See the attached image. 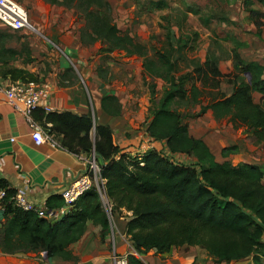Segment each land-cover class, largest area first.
<instances>
[{
	"label": "trees",
	"instance_id": "trees-1",
	"mask_svg": "<svg viewBox=\"0 0 264 264\" xmlns=\"http://www.w3.org/2000/svg\"><path fill=\"white\" fill-rule=\"evenodd\" d=\"M47 1L76 8L78 16L85 20L80 28L82 42L99 40L111 50L141 56L145 74L163 82L157 101L154 99L156 84L146 82L151 110L145 131L161 141L167 153L155 148L140 154L123 152L115 142L111 127L94 120L89 110L76 114L69 110L38 108L39 114H34L37 109L33 112L44 129L68 151L99 155V175L104 180V194L111 214L130 212L126 215L125 234L134 251L162 253L172 246L197 245L217 263L251 256L254 264H264V170L254 163L232 164L228 155L234 150L233 146L222 148V159H217L202 138L191 134L178 109L199 103L194 116L210 109L215 119L229 116L233 125H243L256 139H264V108L252 98V91L261 92L264 98L263 66L247 62L234 52L230 94L206 91L203 86L216 87L222 74L208 57L203 63L193 61L192 69L180 71L183 56H175V53L195 46L189 44L188 38L175 35L171 27L165 32L162 47L155 49L154 56L150 57L145 44L119 29L107 0ZM12 36L10 32H0V77L39 81L28 69L9 64L16 61L21 52L25 53L22 62L33 60L29 43H21L20 49L6 45L5 40ZM95 70L101 80L109 82L107 66L98 63ZM70 76V71L62 73V78L70 79ZM198 81L200 86L196 84ZM207 96L208 102L201 104L199 98ZM99 99L108 114L121 113L116 94L101 93ZM177 154L190 157L192 161H179L174 158ZM1 188H5L8 195L14 192L2 177ZM3 203L6 221L0 229V246L6 253L45 252L49 257L72 259L70 245L84 235L88 222L100 227L102 240L110 235L109 217L95 185L72 201L68 212L56 221L38 216L32 210H23L6 199ZM63 203L61 194H51L45 200L48 208ZM127 264L145 263L136 254L129 253Z\"/></svg>",
	"mask_w": 264,
	"mask_h": 264
},
{
	"label": "crops",
	"instance_id": "crops-1",
	"mask_svg": "<svg viewBox=\"0 0 264 264\" xmlns=\"http://www.w3.org/2000/svg\"><path fill=\"white\" fill-rule=\"evenodd\" d=\"M107 1L111 7L112 17L119 29L133 36L134 34L123 28L122 25L125 21H129V25L143 24V26H147V19L150 17L145 11L154 13L167 8L182 9L185 24L189 23L188 20L191 17L197 18L201 25L208 29L206 33L208 44L205 45L203 58L201 57L199 63H203L206 57L211 58L222 74L218 77V85L212 87L214 93H222L218 91L222 90L221 87L219 88V79L223 77V73L232 75L234 71V52H237L247 62L253 61L261 64L263 66L261 78L264 79V0ZM25 2L34 29L45 38L48 46H51L52 42L62 53L57 60L58 68L53 69L52 73L48 72L46 76L39 77L42 78L41 81H48L51 85V96L48 99L50 111L69 110L81 114L89 110L94 120L111 127L115 142L120 148L129 149L127 145L139 146L145 141V130L151 110L150 95L148 97L149 104L144 103L141 96L138 98L137 92L135 94L128 92L129 89L125 86L118 90L113 85L110 86L109 82L106 83L101 80L97 76L96 70L92 67L89 68L88 64L90 58L97 59L96 54L99 58L111 54L117 49L105 50L99 47V50L96 51L97 42L100 43L99 40L93 43L82 42L80 28L84 26L85 20L78 16L75 7L50 3L47 0H25ZM165 16L168 15L165 14ZM0 32L8 33L10 29L0 23ZM201 36L202 34H200ZM182 37L188 38L189 44H194L193 49L188 47L190 51L197 48L196 42L198 40L201 41L199 33L196 31L190 34L184 32ZM136 40L142 43L140 39L136 38ZM17 42L12 41L6 45L20 49L21 42L18 40ZM211 42L217 43V46H224L222 51L217 49L214 51L209 44ZM29 47L31 56L34 58L32 41L29 43ZM135 55L131 54L130 56ZM24 57L25 53L21 52L17 60L9 62V64L28 69L37 75L33 68L28 65L34 59L30 63H25L22 62ZM69 64L80 70L79 80L71 81L67 77L62 78V73L65 71L72 72L68 69ZM81 74L86 76L88 82H84L85 78L84 76L81 77ZM142 74L143 77L146 75L143 69V61ZM199 83L198 81L196 84L200 86ZM203 87L204 89L207 88L206 86ZM101 93L117 95L121 103L119 115H111L103 110L99 101ZM252 98L254 102L259 103L264 108V98L261 92L252 91ZM208 99V96L199 98L203 105L208 102ZM145 104L149 106V116L144 118V128L139 129V122L143 121L144 110L148 109ZM195 105H197L195 106L197 109L195 113L187 115L188 119H183L192 135L202 138L211 150L215 146L218 152L222 148L233 146L234 150L229 153L228 159L234 165L248 162L258 164L264 170V157H258L259 153L264 154V139H256L243 125H237V129L234 130L236 127L230 122L229 116L215 119L210 109L194 116L200 108L199 103ZM39 111L37 109L34 114H39ZM182 114L185 117L186 113L182 112ZM35 120L38 121L36 118ZM158 144L163 148V143ZM230 156L235 158L234 162ZM185 158L191 159L187 156ZM85 169L84 161L76 153L65 148L53 147L48 142L36 144L31 137V128L25 117L14 111L5 101L0 102V177L7 180L9 186L20 187L25 180L28 181V197L31 201L39 204L51 194H60V191ZM127 214L129 213L123 211L122 215L115 214L113 216V238L109 235L104 240L100 237V227L88 222L84 235L70 245L73 254L72 259H64L59 256L49 257L45 256L43 252L17 251L6 253L2 251L0 246V264H113L111 258L113 250L120 255L134 253L145 264H254L251 256V258L245 257L217 263L204 248L197 245L172 246L168 251L162 253L149 250L138 254L134 251L125 234ZM5 221L4 210L0 207V229ZM1 240L2 234L0 233V243Z\"/></svg>",
	"mask_w": 264,
	"mask_h": 264
},
{
	"label": "rangeland",
	"instance_id": "rangeland-1",
	"mask_svg": "<svg viewBox=\"0 0 264 264\" xmlns=\"http://www.w3.org/2000/svg\"><path fill=\"white\" fill-rule=\"evenodd\" d=\"M16 1L19 2L28 12V8L26 7L25 0H16ZM145 12H147V16L150 17L149 19H147L148 20L147 26L145 25L143 26V24H138L137 26L129 25L130 22L125 21L122 27L128 30L129 32L133 33L135 40L137 38V39H140L142 43H146L145 45L148 48V51H147L148 56L153 57L155 54L154 50L162 47L165 41V32L169 27H171V29L174 30L173 33H175V35L179 37L182 36L184 32H187L188 34H190L193 31H196L197 33H199V39H201V41L198 40L196 42L197 48H195L193 51L188 50L189 48L187 47V49L186 48L185 50L180 49L179 52L177 51L178 53H175V56H178L179 54L183 56V58L180 56L181 57V61L179 62L180 71L184 72V71L191 69V67L194 65L193 61H197V63H199V61L203 58V50L205 49V45L208 44L207 36H206L208 29L205 26L201 25L200 21L197 18L191 17V19L188 20L189 23L185 24L184 18H183L184 11H182V9L175 10L174 8H171V9L167 8V9H163L160 11H156L154 13L149 12V11H145ZM165 14H167L168 16H165ZM28 15H29V12H28ZM29 20L30 22L32 21L30 18V15H29ZM10 32L12 33L13 36L5 40L7 41V43H10L12 41L17 42V40L20 41L21 43L23 42L30 43L32 41V45H33L32 53L35 55V57L33 58L34 61L28 65H30L33 68V71L37 73V76H38L37 80H42V78H39V77H42L43 75L46 76L48 75V72L52 73L54 70L58 68L57 60L59 56L62 55V53L49 40L48 41L51 42V46H48L45 38L40 33H38L37 30L33 29L30 31V30H11L10 29ZM200 34H202L201 37H200ZM209 44H211L212 49L214 51L216 49L219 51H222L224 47V46L223 47L217 46V43L211 42ZM99 47L105 50L109 49L107 44L102 43V42L100 43L97 42L96 51L97 49L99 50ZM95 56L97 57V59L95 58L89 59V62H88L89 68L92 67L95 69L94 66L95 64H98V63L103 64L105 67L107 66L108 67V81H109L110 86L113 85V87H115L118 90L119 88H122L125 86L127 89H129L128 92H132L133 94L137 92L138 98L141 96L144 103L149 104L148 97L150 95V92L146 85V82H154L157 87L156 88L157 92L154 97L155 101H157V99L161 95L162 90H163L162 80L159 78H155L152 80L147 75H144L143 77V74H142L143 58L141 56H136V55L130 56L128 54H125L123 51H118V50L112 52L111 54L103 55L99 58L97 54ZM137 57L138 59H136ZM136 61L137 62L141 61V62L138 64ZM69 65L70 67H72V72H71L72 76H70L71 81L76 80V79L79 80L80 70H78L77 67L76 68L73 67L71 64ZM80 76L82 77L84 75L81 74ZM84 78L86 81L84 80ZM84 78H83L84 82H88L86 76H84ZM233 79H234L233 75H230L229 73L227 74L223 73V77L219 79V88L221 87L222 90L221 91L219 90L218 92H222V94H229L233 87V83H232ZM206 87H207L205 88L206 90L211 89V91L214 92L211 85H208ZM100 92L102 91L100 90ZM195 106L197 105L187 104L185 106L178 107V109L181 111V113L182 112L186 113L184 117L185 119L187 118V115L195 113V111L197 110ZM148 116H149V106H148V109L146 108L144 110L143 121L139 122V125H140L139 129L144 128V118H148ZM233 126L236 127L234 128V130H236L237 127L241 125H238V126L233 125ZM141 141H143V139H141ZM156 145H158V147L160 146V144L158 143ZM127 146L131 149L133 153L135 154L137 153L135 146L133 145H127ZM212 150L217 156V159H222L220 152H218V150L215 149V146L213 147ZM261 156L264 157V154L259 153L258 157H261ZM185 157L186 156H184L183 154H180L174 158L179 161H184V162L189 163L191 159L189 158L186 159ZM230 158L234 162L235 158H232L231 156ZM104 198L105 196H102V199ZM247 258H251V257L248 256Z\"/></svg>",
	"mask_w": 264,
	"mask_h": 264
},
{
	"label": "built area",
	"instance_id": "built-area-1",
	"mask_svg": "<svg viewBox=\"0 0 264 264\" xmlns=\"http://www.w3.org/2000/svg\"><path fill=\"white\" fill-rule=\"evenodd\" d=\"M0 23L11 30L31 31L34 29L29 20L27 10L16 0H0ZM50 96L51 85L48 81H22L3 79L0 77V102L2 100L5 101L14 111L21 113L25 117L31 128V137L34 142L36 144L48 142L53 147L64 148L60 145L59 141L53 137V135L44 129L41 123L35 120L33 116V112L38 108H41L44 111H50V105L48 103ZM157 143L162 142L155 140L146 134L145 141H143L140 146L135 147L137 151L136 154H140L148 148H155L167 153L165 149H162L161 145L158 147V145H156ZM122 151L135 154L130 148H122ZM76 155L84 161L86 169L77 175L67 187L60 191L64 202L63 205L55 208H48L45 201L39 204L31 201L28 197L29 182L25 180L24 184L20 187L14 188L10 186L14 189V192L9 195L5 188L0 189V207H4L3 200L6 199L7 202H10L23 210H32L38 216L45 217L50 221H56L68 212L72 201L76 200L79 195L93 185L98 189L102 199V196H105L103 185L104 180L99 175V165L96 157L93 152L87 156L84 154ZM102 202L109 217L111 225L110 236L113 238V215L110 212L111 207L106 196L102 199ZM111 258L113 264H127V255H120L116 253L115 250L112 251Z\"/></svg>",
	"mask_w": 264,
	"mask_h": 264
},
{
	"label": "water",
	"instance_id": "water-1",
	"mask_svg": "<svg viewBox=\"0 0 264 264\" xmlns=\"http://www.w3.org/2000/svg\"><path fill=\"white\" fill-rule=\"evenodd\" d=\"M248 81L250 82V78H249V77H248ZM93 154H94V156L97 158V160L100 161V157H99V155H98L96 152H93ZM43 254H44L45 256H47L45 252H43Z\"/></svg>",
	"mask_w": 264,
	"mask_h": 264
}]
</instances>
